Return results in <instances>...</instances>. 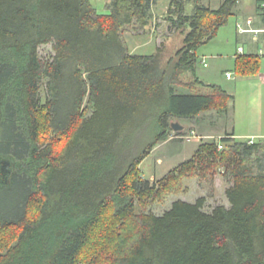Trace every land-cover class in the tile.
Instances as JSON below:
<instances>
[{"label": "trees", "instance_id": "16d2710c", "mask_svg": "<svg viewBox=\"0 0 264 264\" xmlns=\"http://www.w3.org/2000/svg\"><path fill=\"white\" fill-rule=\"evenodd\" d=\"M159 1L110 0L100 13L91 0H0V264H264V138L202 139L168 177L143 178L153 150L185 133L173 121L227 118L234 100L197 65L240 0H170L169 29L184 38L166 62L124 39L153 23ZM260 61L239 56L235 72L255 77ZM217 176L229 207H142Z\"/></svg>", "mask_w": 264, "mask_h": 264}, {"label": "rangeland", "instance_id": "374dc122", "mask_svg": "<svg viewBox=\"0 0 264 264\" xmlns=\"http://www.w3.org/2000/svg\"><path fill=\"white\" fill-rule=\"evenodd\" d=\"M110 0H91L93 5L100 13H106V5ZM209 2V0H206ZM219 0H212V7H217ZM170 0H160L159 3L153 9V23L147 29H139L138 27H129L124 32V39L132 54L145 56L156 53L158 48L163 49L164 62L175 56L176 52L183 46L184 36L180 32H173L169 29V23L167 19V13ZM190 12V8L188 9ZM236 17L232 16L229 19L228 24L221 28L218 35L213 41L203 45L198 51L199 62L197 65V76L204 78L209 76L215 80L216 83L222 85L226 90L230 92L233 89L235 82H227L225 77L226 70H234L236 64L233 62V55L235 52V44L237 40V32L235 27ZM40 56L47 60L53 54L52 46H43L40 48ZM209 57L206 59L208 67L203 66V57ZM211 56V57H210ZM212 56H214L212 59ZM261 71L250 80L254 81V85L251 87L253 90L262 91L264 94V87L261 86L259 75L264 73V59L261 58ZM185 81H189V76ZM42 97H45V88L41 90ZM246 95V93H245ZM241 96L240 89L237 91V100H240L238 105L243 109H240V121H242L240 127H246L249 123L247 119V110L245 107L246 97ZM241 97V99H240ZM242 98L244 101H242ZM86 103V102H85ZM264 113V102H263ZM264 118V115H263ZM225 129L230 131L231 118L227 117ZM186 127L184 135H190L189 129L191 124L187 121L180 122ZM222 124V123H221ZM243 127V128H244ZM220 129V127L218 128ZM242 129V128H241ZM217 130V129H215ZM217 138V137H214ZM219 139V138H218ZM199 142L188 141L185 139H173L167 143L157 146L151 155L141 164L140 170L143 178L150 180L152 183H158L164 178L168 177L170 173L181 165L182 163L190 160L194 155ZM228 185L221 176L215 177L213 184L200 181L198 178H187L182 180L181 190L179 192L172 193L167 196H150L144 198L141 201L144 210L155 213L156 215H162L169 210L172 203L177 200H183L188 202H196L201 197H206V210L211 211L217 205L230 206L226 198L225 191ZM140 208V206H139ZM141 209V208H140ZM138 209V211H140Z\"/></svg>", "mask_w": 264, "mask_h": 264}, {"label": "crops", "instance_id": "0c3cea01", "mask_svg": "<svg viewBox=\"0 0 264 264\" xmlns=\"http://www.w3.org/2000/svg\"><path fill=\"white\" fill-rule=\"evenodd\" d=\"M221 0L217 2L218 8L221 4ZM212 5V0H211ZM236 17L235 27L238 22L245 21L247 18L252 17L255 18V24L257 27H261L264 25V21L260 16V12L258 10L257 4L255 0H240L236 7L234 15ZM237 32V30H236ZM243 47L245 50L244 55H254L259 57V51L264 49V38L259 42H255L252 40L249 35H239L237 32V40L235 44V52L233 55V62L236 64L238 59V48ZM243 56V55H240ZM211 57V56H210ZM214 56H212V59ZM209 57L204 56L203 66L208 67L206 59ZM261 59V58H260ZM262 63L260 61V71L262 67ZM231 73L232 78L228 79L227 74ZM225 77L227 82H235V86L233 89H230V92L226 90L222 85L216 83L215 80L209 76L206 77H198L200 81H202L205 85H218L222 87L225 91L231 94L234 97L233 102L231 103V109L229 111V116L231 118V126L230 131L225 129L226 119L220 116L216 111H210L203 113L196 122L190 123L191 129L190 131L195 132L196 135L202 136L205 139L209 138H221L227 133H233L235 138L239 140H258L264 138V118H263V102H264V94L262 91L253 90L251 87L254 85V81L250 80L251 77H241L234 72V70H226ZM261 81V80H260ZM261 86L264 87V83L261 81ZM240 89L241 96L244 97L245 93V107L247 110V119H249V123L246 127H240L242 121H240L239 110L244 108V105L239 108V101L237 100V91ZM205 91V90H203ZM238 98V97H237ZM239 99V98H238ZM241 99V97H240ZM245 99V98H244ZM242 98V101H244ZM222 123V124H221ZM220 127V129H218ZM242 128V129H241ZM217 129V130H215ZM187 131V130H186ZM196 143V142H195ZM199 144V143H198ZM197 149V148H196ZM196 151V150H195ZM195 153V152H194ZM188 202V201H187ZM193 203V202H191Z\"/></svg>", "mask_w": 264, "mask_h": 264}, {"label": "built area", "instance_id": "2783aa9c", "mask_svg": "<svg viewBox=\"0 0 264 264\" xmlns=\"http://www.w3.org/2000/svg\"><path fill=\"white\" fill-rule=\"evenodd\" d=\"M257 7L259 9L260 12V16L264 21V0H255ZM236 30L238 32L239 35H249L251 36L252 40L255 42H259L261 39L264 38V25L261 27H257L255 24V18L249 17L247 18L245 21H241L238 22L236 25ZM245 50L243 47L238 48V56L240 55H244ZM259 57L264 59V49L259 51ZM227 78L231 79L232 78V74L229 73L227 74ZM259 79L264 83V73L259 75ZM172 139H185L188 141H194V142H199L202 139H205L202 136H198L196 135L195 132H190V135H180V136H176L173 135L171 137ZM254 140H250L249 143H253ZM219 150H223V146L219 145Z\"/></svg>", "mask_w": 264, "mask_h": 264}, {"label": "water", "instance_id": "95a60500", "mask_svg": "<svg viewBox=\"0 0 264 264\" xmlns=\"http://www.w3.org/2000/svg\"><path fill=\"white\" fill-rule=\"evenodd\" d=\"M171 129L174 133H183L186 131V127L183 126L179 121H173L171 123Z\"/></svg>", "mask_w": 264, "mask_h": 264}]
</instances>
